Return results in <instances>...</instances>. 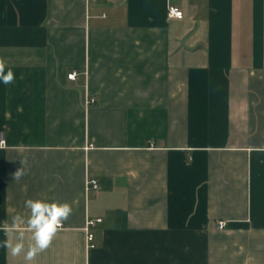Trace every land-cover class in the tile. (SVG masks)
<instances>
[{
  "label": "crops",
  "instance_id": "0c3cea01",
  "mask_svg": "<svg viewBox=\"0 0 264 264\" xmlns=\"http://www.w3.org/2000/svg\"><path fill=\"white\" fill-rule=\"evenodd\" d=\"M0 60V226L72 208L0 264H264V0H0Z\"/></svg>",
  "mask_w": 264,
  "mask_h": 264
},
{
  "label": "clouds",
  "instance_id": "9594fccd",
  "mask_svg": "<svg viewBox=\"0 0 264 264\" xmlns=\"http://www.w3.org/2000/svg\"><path fill=\"white\" fill-rule=\"evenodd\" d=\"M5 68V62L0 60V81L5 85L14 83V72L10 68L5 71ZM5 143V141H0V147H3ZM22 175V170H18L14 173V179H19ZM25 207L30 210V215L26 221L21 215H16L13 217L12 225L8 226L5 223L0 226V231L7 236L9 233L20 229L21 225L26 224V230L32 233L31 240L34 241L26 251L23 230L16 237L15 243L6 239L2 242V246L9 249L10 255L13 257L24 253V259L30 262L38 253L50 246L57 231L63 227V222L71 215L72 208L68 203H48L39 199L27 200Z\"/></svg>",
  "mask_w": 264,
  "mask_h": 264
},
{
  "label": "built area",
  "instance_id": "2783aa9c",
  "mask_svg": "<svg viewBox=\"0 0 264 264\" xmlns=\"http://www.w3.org/2000/svg\"><path fill=\"white\" fill-rule=\"evenodd\" d=\"M166 13H167L168 18L181 19L183 17V12L179 8L174 7V6H169L166 10ZM77 76H78V72L75 70H72L67 74V78L70 80H75L77 78ZM95 102H96V100L93 96L87 95L84 98L85 106L92 105ZM1 141H4V140L1 139ZM85 188H86V190H97V188H98L97 181L93 178L86 179ZM101 221H102L101 218H96V219H88L85 222L84 231L86 234V236H85L86 244H87L86 247L88 249L93 247L92 241H93V237H94L92 232L90 231V228L92 226H94L95 224L101 222ZM225 226H226L225 221H218L216 223V228H218V229H224Z\"/></svg>",
  "mask_w": 264,
  "mask_h": 264
}]
</instances>
